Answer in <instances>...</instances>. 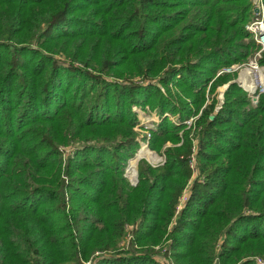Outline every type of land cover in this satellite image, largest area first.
<instances>
[{
    "label": "trees",
    "instance_id": "trees-1",
    "mask_svg": "<svg viewBox=\"0 0 264 264\" xmlns=\"http://www.w3.org/2000/svg\"><path fill=\"white\" fill-rule=\"evenodd\" d=\"M253 5L0 0V264H86L115 250L96 264H161L151 246L165 240L178 264L264 257V93L254 106L233 82L211 118L213 94L236 77L212 81L217 71L259 46L246 29ZM134 107L161 117L151 148L173 146L163 165L141 160L131 186ZM71 142L83 144L64 168L59 146ZM194 143L204 181L179 211ZM129 224L143 250H119Z\"/></svg>",
    "mask_w": 264,
    "mask_h": 264
},
{
    "label": "rangeland",
    "instance_id": "rangeland-1",
    "mask_svg": "<svg viewBox=\"0 0 264 264\" xmlns=\"http://www.w3.org/2000/svg\"><path fill=\"white\" fill-rule=\"evenodd\" d=\"M256 1L257 0H254V5L252 8L253 14L250 18V21L246 24V29H247V25L250 24V22H252L259 14L258 13L259 11H255ZM0 29H1V26H0ZM252 36H253V34H252ZM263 51H264V48L258 46L255 50L254 55L250 56L245 63H234V64L229 65V66H224L217 71L216 77L212 81H214L217 78V76L220 75L221 73H226V74H234L235 73L236 77L233 80H230L229 82L219 86L218 89L216 90V92L213 94V96L214 95L217 96V100H218L216 111L214 114H212L213 116H215L217 111H219L220 107L224 103V92L232 82H237L240 86H242L241 85L242 83H240V82H242V81L245 82L246 80H249L251 82L256 83L257 79L255 78V72L251 69L250 64L252 61H255L264 69V65H261L259 62V59L261 58ZM233 66H236L237 69L233 70L232 69ZM227 68H229V69L231 68L232 71H227ZM210 86L211 85H209L208 90H207L208 94H209ZM253 105L255 106L254 103H253ZM134 108L139 113V115H138L139 123L134 128L135 132L137 133V136H138L137 141H139V145L134 150V153H133L134 155L128 159V161L126 162V165L124 166V174L127 177L128 181L130 182L131 186H136L139 182V163L141 160L147 161L149 164H151L154 167L163 165L166 162V155H165L163 150L168 146H173L172 143L166 142L162 145V147L160 149L161 151L156 150V149L155 150L152 149L150 142H151V139L153 136V132L156 130L157 125L159 124L161 117L156 111H154L150 107H146V108L134 107ZM200 114H201V112L198 115L192 116V117H190L184 121V124H186L187 128L195 125L197 117H199ZM169 116L172 120L177 121L178 117L172 116V115H169ZM79 144H83V142H76L75 144L73 142L63 143L62 145L59 146V149L61 150V152L64 151L63 152V154H64L63 155V159H64L63 167L64 168L66 166L68 158L70 156L75 155V153H76L75 147L80 146ZM181 144H182V142H180L178 145H181ZM197 148L198 147H197L196 143H194V148H193L194 153L192 155L191 162H190V167L193 170V177H192L190 183L188 184L186 190L184 191V194L182 195L185 198L181 199V205L179 206V211L183 208V206L186 203L187 197H189V195H190L191 186H192V183L194 182V180L200 179L201 181H204V177L201 174V171L199 168V162L197 159V152H198ZM135 225L136 224L126 225L127 234H126L125 238L121 241V244L119 247L120 251L122 250V251L129 252L132 250H138V251L143 250L136 243H133V240H134L133 230L135 228ZM170 242H171V240H169L168 242L165 240L164 242H162L160 244L151 246V249L153 251V257L158 262H160L161 264H178L177 261L170 256L171 252H170V247L168 246V244ZM112 253L115 254V253H117V251L115 250L113 252H107V253H106V251H97L92 256V258L85 263L86 264H96L101 258L109 257ZM245 259H247V258H245ZM249 259H253L256 264H264V257L263 256L255 255V256L249 257Z\"/></svg>",
    "mask_w": 264,
    "mask_h": 264
},
{
    "label": "built area",
    "instance_id": "built-area-1",
    "mask_svg": "<svg viewBox=\"0 0 264 264\" xmlns=\"http://www.w3.org/2000/svg\"><path fill=\"white\" fill-rule=\"evenodd\" d=\"M255 4L259 14L247 25V30L253 34L257 44L264 48V0H257ZM250 67L255 72L256 83L249 80L240 83L248 91L252 102L257 105L260 95L264 93V69L255 61L251 62ZM232 69L236 70L237 68L233 66ZM232 69L227 68V71H232ZM184 198L183 196L182 199Z\"/></svg>",
    "mask_w": 264,
    "mask_h": 264
},
{
    "label": "water",
    "instance_id": "water-1",
    "mask_svg": "<svg viewBox=\"0 0 264 264\" xmlns=\"http://www.w3.org/2000/svg\"><path fill=\"white\" fill-rule=\"evenodd\" d=\"M255 11H258V8H257V7L255 8ZM232 83H233V82H232ZM213 117H214V116H213V115H211V118H213Z\"/></svg>",
    "mask_w": 264,
    "mask_h": 264
}]
</instances>
